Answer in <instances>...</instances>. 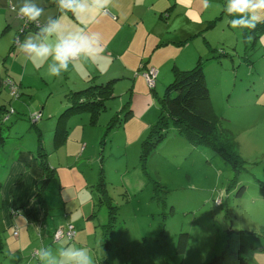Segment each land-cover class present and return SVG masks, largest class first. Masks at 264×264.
<instances>
[{"label":"rangeland","instance_id":"rangeland-1","mask_svg":"<svg viewBox=\"0 0 264 264\" xmlns=\"http://www.w3.org/2000/svg\"><path fill=\"white\" fill-rule=\"evenodd\" d=\"M220 1L209 0L211 7L205 9L203 0H182L177 20L184 19L193 35L204 18L199 11L205 13L206 21L212 20L226 4ZM171 4L168 0V7ZM225 20L209 31L215 50L204 53L202 40L195 38L183 48L169 44L155 53L152 62L161 74L154 90L135 68L137 76L129 79L134 84L130 106L136 115L126 127L106 128L128 101L129 93H123L131 89L128 82L115 84V98L106 102L96 125L87 123L85 114L74 116L64 143L61 138L59 144L60 140H53V127L47 130V123L38 138L39 132L31 125V106L22 104L18 114L23 116L9 117L3 124L9 128L2 132L0 182L23 158L28 170L34 168L38 153L45 156L54 175L41 193L49 211L42 226L35 229L19 219L13 228L0 225V264H40L35 255L39 248L50 247L55 254L61 246L85 249L95 264L103 256L104 233L111 240L108 264H204L224 251L226 263L233 264L228 249L238 251L247 264H264V37L254 49L247 30L241 34ZM179 29L174 39L189 31ZM196 48L204 63L210 113L216 117V139L241 160L237 173L211 149L185 141L172 126L156 150L146 154L142 147L151 126L143 124L154 122L159 114L160 100L173 82V69L194 67L187 60L194 59ZM153 76L154 72L148 74L149 83ZM19 98L11 99L13 105L21 104ZM45 116L41 121L49 122ZM30 173L34 174L33 169ZM100 176L113 205L114 219L109 222L107 208L97 205L94 187ZM22 184L16 186L21 189ZM154 184L168 192L156 193ZM242 186L243 194L237 196ZM35 191L33 198L40 205ZM92 212L94 217H90ZM69 223L75 228V239L53 241V233ZM181 232L188 234V242L185 253L177 254Z\"/></svg>","mask_w":264,"mask_h":264},{"label":"crops","instance_id":"crops-1","mask_svg":"<svg viewBox=\"0 0 264 264\" xmlns=\"http://www.w3.org/2000/svg\"><path fill=\"white\" fill-rule=\"evenodd\" d=\"M181 1L172 0V4L168 7V0H112L107 15L100 17L96 23L88 24L85 22L84 25L76 22L72 18L71 13H69L63 18L64 24L73 30H80L81 27H84L88 31L99 32L102 36L104 51L94 60H77L73 62V64H70L69 70L62 73L60 77H51L47 72V62L40 60L35 62L26 61L18 51V46L13 48L14 38L19 34L24 21L17 17L12 10V5L8 4L7 0H0V106L9 101L8 93L2 82V77L7 76L16 83L20 93L18 100H21V104L13 105V101L10 104L14 112L18 114V110L22 109V104L31 106L30 117L40 113L42 119L45 116V112H47L45 117L49 118L50 121L42 122L40 119V123H37V128L42 134L44 125L47 123L46 128L53 127V132L56 118L62 110L68 107L63 101V97L70 92L84 88L91 77H97L93 80V83L97 84L113 79L117 80L115 84L128 82L131 84V91L134 84L133 80L131 81L129 78L134 79L133 76L136 72L133 71L135 68H138L140 73L144 69L143 66H152L157 69L159 77L161 72L156 63L152 62L153 55L167 45L170 47L169 44L183 48L192 40H190L192 36L191 27L185 23L184 19L177 20L181 14ZM38 2L45 7L46 13L56 14L52 0H38ZM169 8L172 9L167 20H172V22H168L165 18ZM178 28H180L179 30L184 28L189 30L184 36L177 37L179 41L181 40L180 42L174 39V36L177 33L179 34ZM200 28V25L196 26V30ZM32 34H34V31H25L20 36L19 42H22L26 36ZM205 39L208 45L202 42L201 47L204 49V53H208L211 47L214 46L210 43L211 36L208 35ZM200 51L196 48L194 59L189 57L187 60V56H184L183 59L188 61L189 66L194 65L196 62L195 55H198L199 58L201 56ZM145 60L152 63L146 64ZM140 76L142 77V75ZM127 92L128 90L123 91L125 94ZM132 93L133 91L131 95ZM37 95L44 98L43 102L40 101L41 98H38ZM33 98H37L38 101L33 103ZM49 99H51L50 109L47 107ZM121 108L122 105L116 114L124 112ZM37 110L40 111L38 112ZM18 115L20 117L23 116L22 114ZM135 115L132 111L130 120ZM76 118L67 119L68 129L70 121ZM53 119L54 123L52 122ZM130 120H126L123 127H126ZM153 120L156 121V117ZM154 122L150 120L143 126L152 125ZM26 162L27 159L23 158L22 163L17 165V168L11 172L10 176L8 175L9 177L7 176L5 180H1L0 225L5 229L8 227L13 228L14 223L18 219L23 220L27 225H34L35 229L42 226L43 214L40 217V213H43V208L33 198L35 190L41 184L42 170L37 162L36 165H33L34 168L32 167L28 170L25 167ZM29 164L32 165L33 162L30 161ZM32 169L34 174L30 173ZM94 178L97 179L96 177ZM21 181L23 184L22 188L19 189L16 185ZM123 185H125V182H123ZM21 214L25 219L20 216Z\"/></svg>","mask_w":264,"mask_h":264},{"label":"trees","instance_id":"trees-1","mask_svg":"<svg viewBox=\"0 0 264 264\" xmlns=\"http://www.w3.org/2000/svg\"><path fill=\"white\" fill-rule=\"evenodd\" d=\"M226 1H222V3H225ZM172 8H169L168 12L165 14L166 20L169 19V13ZM201 14V18H204L199 22L200 29L194 32L190 37L191 39H194L198 37L202 40L205 45H208L205 37L208 36L209 31H212L216 29L217 25L221 22H219L221 19L226 21V24L228 22L229 18L225 13L222 16V13L224 12L222 10L221 14L217 17H215L212 20L206 21L205 13L199 11ZM215 12V11H214ZM226 15V16H225ZM212 16V15H211ZM212 18V17H211ZM168 22H172V20H167ZM230 25L229 23L227 24ZM204 26V27H203ZM36 31V26L32 24H23V27L20 28L19 34L14 38L13 42V48L18 46L20 36L25 31ZM253 36V39L251 40L252 47L256 49L257 43L262 40L264 37V23L257 24L256 29L251 33ZM223 43L224 41H220ZM208 47V46H207ZM213 50V47L209 51ZM215 50V49H214ZM147 64V63H146ZM203 65L204 63L201 61L200 57L196 60L194 67L190 70L187 69H179L178 67H175L172 71V77L173 82L169 84L164 92V95L162 99L160 100V108H159V114L156 116V121L154 124H152L149 128L148 135L144 138L145 140L142 143L143 150L145 153H149L150 151H154L157 149V146L163 142V140L168 136L169 133V126H172L176 132L181 138H183L185 141L190 143L192 146H205L213 151L215 155H217L226 165H229L231 169L237 173L240 165L241 160L230 151L223 143H220L216 137H217V127H216V117L211 115L210 113V106H209V91L206 85L205 76L203 72ZM144 69L141 70V75L147 71L155 70L156 75L154 78V86L150 88L151 90L155 89V83L158 78V71L156 68L152 66L145 65L143 66ZM140 71V70H139ZM143 77V76H142ZM97 77H91L88 79L87 85L77 91L70 92L66 94L63 97V101L67 104V108L65 110H62L58 117L56 118V125L53 131V140H60L57 142V144L63 143L67 139V133H68V121L67 119H71L74 116L86 114L88 116V123L92 126L97 124L98 117L101 115V113H104L106 110V102L115 98L113 96V87L116 83V79L106 81L104 83H93V80H95ZM144 78V77H143ZM145 80V79H144ZM6 81H10L13 86L17 88L18 91V97L19 98V90L18 86L16 85L13 80L7 76L2 77V82L4 85L6 84ZM146 83V81H145ZM5 89L8 92L10 100L0 106V147L5 143V138L2 136V132L4 129H7L9 127L4 128L3 124L9 119V117L13 114H16L14 110L11 108L10 104L12 102V96L10 94V91L8 87L5 85ZM131 89L128 90L127 93H129L128 101L126 103L122 104V110L124 112L122 114L115 113L114 116L111 117L109 122L107 123V130L109 131V128L112 126H115V128H118L120 126L123 127V125L126 123V120H130L132 116V110L130 108V95H131ZM13 110L12 114H9L8 111ZM39 118L36 121H32L31 125L34 127L36 132H39L38 138L41 136L40 130L37 128V123L41 119V114L37 113ZM9 115V116H8ZM6 118V120H4ZM104 134H107V132H104ZM62 141H61V139ZM38 143H40V140H38ZM146 145H145V144ZM144 144V146H143ZM41 147V146H40ZM38 165L42 170V178H41V184L37 187V194L36 197H38L40 201V206L43 208V221L44 222V216L48 215V210L46 207V203L42 196V190L46 186V183L49 179H51L54 175L53 169L51 170L49 168V163L46 161L45 156L43 154L38 153ZM143 166V164H141ZM97 185L94 187L96 189V195H97V205L99 206H105L107 208L108 213V222L112 221L114 219L113 217V205L110 201V198L107 195V190L103 181V178L100 176L97 183ZM1 186V182H0ZM244 187H239L237 191V196H241L243 194ZM153 191H157L156 193H167L168 190L160 185V184H154ZM94 213L90 215V217H94ZM68 225L65 227L59 228L58 230H65ZM73 227V225H72ZM57 231V230H56ZM55 231V232H56ZM74 231V237L68 239L67 237H61L60 239H55L54 234L52 235L53 241H59V240H67L68 242H72L76 237V231L73 227ZM107 234L104 233V239L102 243L103 248V256L101 259L96 260L95 264H108L107 258L108 253L110 252L111 247V240L107 238ZM188 242V234L187 233H179L177 237V247H176V253L177 254H184L186 250ZM1 247V244H0ZM241 246H238V249ZM1 250V249H0ZM112 251V249H111ZM228 253L230 255V262L231 263H238V264H247V261L245 258H242L238 255V251H234L231 249H228ZM224 251L219 256H213L211 257L207 262L204 264H227L226 260L224 259ZM225 260V261H224Z\"/></svg>","mask_w":264,"mask_h":264},{"label":"clouds","instance_id":"clouds-1","mask_svg":"<svg viewBox=\"0 0 264 264\" xmlns=\"http://www.w3.org/2000/svg\"><path fill=\"white\" fill-rule=\"evenodd\" d=\"M12 10L24 23L36 26L32 35L26 36L18 44V51L26 61L47 62V72L51 77H60L77 60H94L104 51L99 32L81 27L73 30L63 22L71 13L81 25L98 22L108 14L112 0H52L56 14L46 13L38 0H7ZM205 9L211 7L209 0H203ZM224 13L230 17L228 23L241 34L251 33L257 24L264 23V0H226ZM39 67V65H37ZM40 264H93L92 257L83 248L61 246L54 254L48 247L39 248L36 253Z\"/></svg>","mask_w":264,"mask_h":264},{"label":"built area","instance_id":"built-area-1","mask_svg":"<svg viewBox=\"0 0 264 264\" xmlns=\"http://www.w3.org/2000/svg\"><path fill=\"white\" fill-rule=\"evenodd\" d=\"M152 72H154V76L152 77L151 82L149 83L147 76L149 73H152ZM155 75H156V71L153 69L142 74V76L144 77L146 84L149 88H152L154 86ZM5 85L8 87L11 96L13 98H17L18 97L17 88L15 86H13V84H11L10 81H6ZM10 112H11L10 114H12L13 110H10ZM38 116H39L38 114L33 115L31 117L32 121H36L39 118ZM63 236L67 237L68 239L74 237V231H73L72 225H68L65 230H57L54 234L55 239H60Z\"/></svg>","mask_w":264,"mask_h":264}]
</instances>
